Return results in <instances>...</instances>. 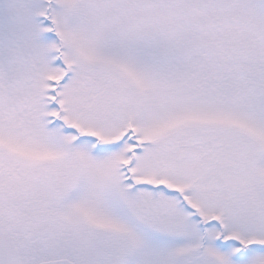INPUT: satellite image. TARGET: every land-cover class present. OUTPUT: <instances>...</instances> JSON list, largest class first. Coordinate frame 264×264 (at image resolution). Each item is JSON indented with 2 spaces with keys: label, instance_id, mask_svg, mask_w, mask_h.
<instances>
[{
  "label": "snow or ice",
  "instance_id": "obj_1",
  "mask_svg": "<svg viewBox=\"0 0 264 264\" xmlns=\"http://www.w3.org/2000/svg\"><path fill=\"white\" fill-rule=\"evenodd\" d=\"M0 264H264V0H0Z\"/></svg>",
  "mask_w": 264,
  "mask_h": 264
}]
</instances>
